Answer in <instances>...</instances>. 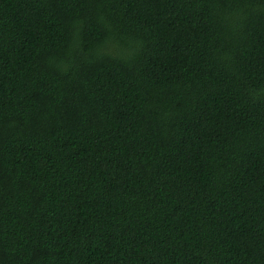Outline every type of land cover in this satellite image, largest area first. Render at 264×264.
Wrapping results in <instances>:
<instances>
[{
	"label": "trees",
	"instance_id": "1",
	"mask_svg": "<svg viewBox=\"0 0 264 264\" xmlns=\"http://www.w3.org/2000/svg\"><path fill=\"white\" fill-rule=\"evenodd\" d=\"M0 264H264V0H0Z\"/></svg>",
	"mask_w": 264,
	"mask_h": 264
}]
</instances>
